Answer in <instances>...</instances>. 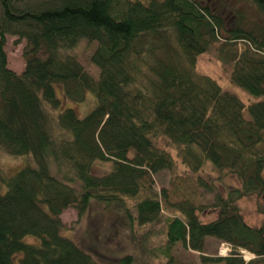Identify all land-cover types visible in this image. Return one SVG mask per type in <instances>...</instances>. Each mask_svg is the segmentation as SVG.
Here are the masks:
<instances>
[{
  "label": "trees",
  "instance_id": "1",
  "mask_svg": "<svg viewBox=\"0 0 264 264\" xmlns=\"http://www.w3.org/2000/svg\"><path fill=\"white\" fill-rule=\"evenodd\" d=\"M247 1L252 14L223 0H49L24 7L0 0V151L27 159L11 175L0 167V264H104L111 228L131 232L159 218L165 242L154 257L172 262L180 244L201 253L202 262L264 261V221L248 224L237 204L264 197V101L247 104L196 71L198 56L221 38L217 52L221 62H232L231 82L264 96V0ZM8 37L24 40L21 73L8 67ZM82 43L91 47L95 75L74 52ZM57 88L73 103L88 92L96 103L81 118L63 106ZM177 162L206 192L216 189L202 177L206 171L216 170L217 180L231 176L237 186L217 193L211 205L171 202L154 176L174 171ZM97 163L110 169L96 174ZM70 207L79 217L96 214L87 247L62 234L61 214ZM210 210L216 218L203 222L199 214ZM257 211L264 216V203ZM206 238L253 258L246 262L237 250L205 256ZM114 262L136 264L130 253Z\"/></svg>",
  "mask_w": 264,
  "mask_h": 264
},
{
  "label": "rangeland",
  "instance_id": "2",
  "mask_svg": "<svg viewBox=\"0 0 264 264\" xmlns=\"http://www.w3.org/2000/svg\"><path fill=\"white\" fill-rule=\"evenodd\" d=\"M49 0H17L18 6L24 7L26 5H40L46 3ZM228 6H234L235 8L253 13V9L249 7L247 0H223ZM221 5V4H220ZM228 11V10H227ZM224 13L227 14L228 12ZM263 18V17H262ZM223 39L220 38V42H217L206 53L201 54L197 58L196 71L200 75H206L213 78L222 87L223 90L235 94L239 99L247 104L264 101V96H254L249 94L243 88L232 83L230 80V72L232 69V62H221L219 60L217 47L222 44ZM237 48H241L242 43H237ZM23 47L24 40L16 42V37H8L6 42V55L8 67L21 73L24 69L23 59ZM91 51V47L81 44L74 52L78 55L81 62L88 68V70L95 75L97 70L89 63L88 56ZM57 96L61 99L63 106H71L77 112L79 117H84L95 105V96L88 92L83 102H71L66 99L60 88L56 90ZM247 116V113H244ZM175 154V152H172ZM25 156H13L6 152L0 151V167L6 175H11L20 170L26 163ZM109 164H96L95 173L103 174L109 170ZM185 173V169L176 163V168L172 172L161 171L154 176L155 187L159 191L164 188L168 191L169 200L171 202L179 201L184 198H191L197 203L205 205H211L214 202L215 195H225L227 186H237L236 180L225 175L221 180H217L218 173L216 170L212 172L201 173L202 177L206 180H213L216 186L215 192H206L204 188L199 187L194 180L195 175ZM210 179V180H209ZM6 190V185L0 183V195ZM264 203V197L258 195H250L242 197L238 200L237 204L240 208V212L244 220L250 225H260L264 221V216L257 211L258 204ZM212 209L211 207H209ZM165 213V212H164ZM216 212L210 210L199 214V217L203 222H209L216 218ZM61 220L64 224L62 234L68 238L75 240L83 247H87L89 241L93 240L94 227L91 224L97 220L96 214L89 216H78L77 211L70 207L63 211L61 214ZM128 228V227H127ZM108 230V228L105 227ZM113 235L107 249H104V255L109 258L105 260L104 264H115L114 260L119 256L125 254H132L135 258L136 264H215L213 262H202L201 253L191 251L180 244L174 247L172 251V262H168L166 258L157 254V247L165 242V224L163 219L159 218L154 223L146 225L144 227L135 226L130 232L129 229L120 228L114 229ZM109 231H103L106 234ZM102 239V238H101ZM27 242H36L37 239L33 237H26ZM112 240L114 242H112ZM223 243H220L214 238H206L205 249L203 255L208 257L213 256H227L232 249L223 247ZM227 245V244H226ZM102 249V246L99 247ZM241 254L244 261H249L253 258L252 254L245 250H237ZM260 264H264V261Z\"/></svg>",
  "mask_w": 264,
  "mask_h": 264
},
{
  "label": "built area",
  "instance_id": "3",
  "mask_svg": "<svg viewBox=\"0 0 264 264\" xmlns=\"http://www.w3.org/2000/svg\"><path fill=\"white\" fill-rule=\"evenodd\" d=\"M223 247L229 248V249L231 248L229 245H226V244H224Z\"/></svg>",
  "mask_w": 264,
  "mask_h": 264
},
{
  "label": "water",
  "instance_id": "4",
  "mask_svg": "<svg viewBox=\"0 0 264 264\" xmlns=\"http://www.w3.org/2000/svg\"><path fill=\"white\" fill-rule=\"evenodd\" d=\"M232 250H239L238 248H235V247H231Z\"/></svg>",
  "mask_w": 264,
  "mask_h": 264
}]
</instances>
